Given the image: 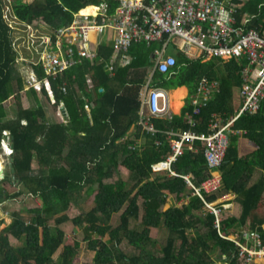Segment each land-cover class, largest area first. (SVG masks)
Here are the masks:
<instances>
[{
    "label": "trees",
    "instance_id": "16d2710c",
    "mask_svg": "<svg viewBox=\"0 0 264 264\" xmlns=\"http://www.w3.org/2000/svg\"><path fill=\"white\" fill-rule=\"evenodd\" d=\"M102 2L109 4L110 13L118 3L116 0H12L11 6L19 20L27 23L37 20L55 38L56 31L71 23L76 12ZM228 3L235 5L238 23L249 17L251 26L264 24V0ZM6 4L0 0V150L2 139L9 136L13 152L6 176L0 180V203L9 198L21 199L25 194L41 202L28 209L29 219L16 209L11 213V221L0 228V264H74L82 250L93 257V264H211L214 260L210 251L216 247L227 257L232 258L234 252L233 264H238L237 259L243 264L234 241L219 235L214 215H198L193 211L203 209L204 201L193 193V187L183 175L187 174L195 184L208 176L202 141L196 140V149L186 148L178 156L173 163L177 174L156 173L152 164L164 159L170 149L166 130L208 132L214 112L225 117L233 114V94L242 85L245 60L219 57L202 60L178 51L175 66L167 72L155 70L151 86L173 88L185 84L190 93L203 76L220 81L219 90L208 104L194 114V125L187 117V111L192 109L188 101L180 114L152 118L159 129L156 134L139 123V111L141 89L153 66L152 55L158 42L132 43L131 62L117 67L114 73L105 67L113 49L109 44L100 46L96 59L83 58L55 78H45L41 64L28 61L42 79L41 91L46 97L51 100L45 85L49 81L55 104L64 103L67 121L51 120L39 96L37 106L22 105L18 91L24 88L25 78L22 74L15 75L18 52L4 16ZM14 77L17 87L13 85ZM12 94L16 96V113L5 118L4 101ZM132 126L137 144L128 138ZM233 128L239 132L229 133V146L220 166L221 190H235L243 211L238 218L223 219L222 228L228 229L237 221L244 223L250 217L252 228L264 241L263 219L256 212L264 188V101L259 110L241 115ZM156 139L161 143L156 144ZM255 168L262 171L252 180ZM124 172L130 175L129 179L122 177ZM115 173L116 180H105ZM4 181L14 185L12 192ZM88 184L87 193L94 194V204L90 209L80 207L78 213L71 214L73 204ZM169 194L177 198L188 195L189 202L163 209ZM206 196L213 199L211 194ZM125 205L120 224L113 227V214ZM131 217H141L142 230L129 227ZM3 221L0 218V224ZM68 221L73 222L75 231H83L82 240L75 232L66 235L63 224ZM201 225L205 230L196 233ZM152 227L167 234L165 245H161L162 254L158 256L149 246ZM10 235L20 244L12 243ZM123 239L139 248L140 253L121 249ZM85 241L87 247L83 249Z\"/></svg>",
    "mask_w": 264,
    "mask_h": 264
},
{
    "label": "built area",
    "instance_id": "2783aa9c",
    "mask_svg": "<svg viewBox=\"0 0 264 264\" xmlns=\"http://www.w3.org/2000/svg\"><path fill=\"white\" fill-rule=\"evenodd\" d=\"M116 1L118 3L112 13L108 11L107 2L94 5V12L82 13L79 10L71 23L56 31L55 38L48 30H44L40 23H34L37 20L28 23L19 20L12 6L6 5L8 14L4 13V16L11 27L18 59L40 63L45 78H55L83 58L96 59L100 46L105 44L104 32L112 29L113 55L105 64L112 73L117 67L131 62L132 55L129 50L132 43L142 40L158 42L159 45L154 49L153 68L141 91L139 111V123L152 134L159 131L152 118L166 115L171 107L169 90L161 86H151L155 70L167 72L177 63L176 54L166 53L168 44L189 57H200L202 60L211 57L225 60L244 59L241 69V103L235 112L228 117L214 112L208 132L199 133L192 129L166 130L170 149L164 159L152 164V169L156 173L167 171L177 174L173 163L186 148L196 149L195 141L201 140L209 174L200 184H195L187 174L183 177L193 187V193L204 201V214L214 215V226L219 235L234 241L236 253L243 264H251L257 256H264V241L260 233L254 235L252 244L227 234L222 228V221L225 219L228 203L208 199L206 195L221 190L223 182L220 166L229 146V133L239 132L233 128L234 122L245 113L259 110L264 101V24L251 26L249 17L238 23L235 16L237 9L234 4L228 3L230 0ZM27 34L28 37L24 38L23 35ZM27 78L31 87L39 91L42 89L43 81L39 79L32 65L28 69ZM45 85L53 97L50 82L46 81ZM219 88L220 81L216 78L203 76L198 80L190 97L192 112L187 111L192 125L196 123L194 114L201 112ZM62 89L65 90V86H62ZM7 138L8 136L2 139L0 150V159L5 163H8L6 161L13 152V145ZM160 143L161 140L156 139V144ZM3 176L4 174H1L0 178ZM262 226L264 228V223Z\"/></svg>",
    "mask_w": 264,
    "mask_h": 264
},
{
    "label": "rangeland",
    "instance_id": "374dc122",
    "mask_svg": "<svg viewBox=\"0 0 264 264\" xmlns=\"http://www.w3.org/2000/svg\"><path fill=\"white\" fill-rule=\"evenodd\" d=\"M4 1H5V3H7L6 5L11 6L12 0H4ZM6 9H7V7H6ZM6 9L4 8V13L8 14ZM34 23H39V22L36 21ZM30 35H31V33H30ZM23 37L27 38L28 34L26 36L23 35ZM177 52L178 51L175 49V47L168 44V46L166 48L167 54H169V53L177 54ZM29 67H31V64H29V62L27 60H23L20 58L17 60L15 75H17V74L21 75L22 74L23 75L22 77L25 78L24 79V81H25L24 82L25 83L24 88L21 89L20 91H18L20 98H21L22 105L24 107L37 106V97L39 96V97H41V100L43 101V104L45 105L46 110L49 112L50 119L56 120L57 116L55 114L58 110V106L55 104V102L52 99L49 100L41 90L38 91L39 92L38 93L37 89H34V90H36V92H35L33 90V88L30 87V83H29L28 78H27ZM15 77L13 79V85L15 87H17V78H15ZM237 93H238V91L236 90V95H237ZM4 105H5L7 112H8V114L5 118H10V117L14 116V114L16 113V109H17V101H16L15 94H12L7 99H5ZM58 117H60V116H58ZM5 137H7V136H5ZM9 160H11V159H9ZM6 162H8V159ZM0 166H1V164H0ZM122 177H124L125 179H129L130 175L129 174H123ZM117 178H118V174L115 173L113 175V177H111L107 181L111 182V181L116 180ZM3 184L11 192L14 190V185H11L9 182L4 181ZM84 189L86 191V188H84ZM82 193L83 194L80 196V199L77 201V203L73 204L72 209L70 211L71 214L72 213L73 214L78 213L80 207L82 209H90L92 207V205L94 204V202H93L94 201V194L93 193L90 195H88V193H86V192H82ZM40 202H41L40 199H38L37 197H35L31 194H25L24 196L21 197V199L18 200V203H15L14 201L13 202L9 201V202L2 203V204L0 203V210H2L1 216L4 220H6L5 222L3 221L0 224V228L4 227L6 224H8L10 222V218L12 219L11 213L15 209H19L21 215L25 219H29L31 217V215L28 212V209L31 207L38 206L40 204ZM125 207H126V205L123 206V208L120 211L113 214V217L111 219V224L113 225V227H116L117 225L120 224V215L123 212V210L125 209ZM5 210H9L11 212L7 213ZM143 226L144 225L141 222V217H131L130 218V220H129V227L130 228L136 229V230H142ZM73 227H74V224L72 221H68V222H65L63 224V228L65 229L67 236L69 234H73V232H75L76 236L82 240L84 237L83 231L82 230L75 231L73 229ZM204 230H205V227L199 226L198 231L196 233H198L199 231H204ZM150 236L152 238L151 242L149 243L151 250L155 251L157 256L161 255L162 254L161 245H165L167 234L163 233L162 231L161 232L159 231V233H158L157 228L152 227L150 230ZM10 237H11L10 240L12 243H14L15 245L20 244V241L17 240L16 237H13L12 235ZM120 246H121V249H124L126 253H140L139 248H136L134 245L129 244L128 241L125 239L122 240ZM86 247H87V242L85 241L83 249H85ZM216 249H217V247H216ZM211 252L214 256L215 251H210V253ZM58 253H59V250H57L56 253L54 254L55 257L58 255ZM74 264H93V257L91 255L85 254L84 250H82L81 255L79 256V258H77L75 260Z\"/></svg>",
    "mask_w": 264,
    "mask_h": 264
},
{
    "label": "crops",
    "instance_id": "0c3cea01",
    "mask_svg": "<svg viewBox=\"0 0 264 264\" xmlns=\"http://www.w3.org/2000/svg\"><path fill=\"white\" fill-rule=\"evenodd\" d=\"M89 7H94V5L93 4L88 5L87 7L82 8L81 11L83 13H88V12L84 11V9L89 8ZM90 9H94V8H90ZM113 34H114V31L112 29H107L104 32L103 42L105 44H109L112 46ZM112 55H113V49H112V53H111L109 59L112 58ZM153 55H154V52H153ZM153 55H152V57H153ZM153 65H154V63H153ZM152 68H153V66L150 68V70L148 72L147 79H148V76H149ZM147 79H146V81H147ZM145 84H146V82H145ZM142 89H141V91H142ZM167 89L169 90L170 99H171V107H170V110L167 114H169V115L180 114L182 112L183 108L185 107V105L188 103V101L190 102V97H191V94L193 92L190 93L189 87L185 84L179 85V86H176L173 88H167ZM236 90L238 91L237 95H236ZM35 92H36V90H35ZM37 92H38V90H37ZM233 102H234V108H233L234 109L233 113H234L235 110L237 109V107L239 106V104L241 103L240 87H239V89L234 90ZM62 105L64 106V103L60 102V104L58 105V110H57L56 114L55 113L54 114L57 116L56 120H62V121L66 122L67 116H66V112L64 110L65 107H64V109H62V107H61ZM87 108L89 109V106H87ZM46 112H47V115L49 116V112L47 110H46ZM7 114H8V112H7ZM58 116H60L62 119ZM128 138L134 140L136 142V144L138 143V140L136 139V136L134 133V126L131 127L130 133L128 134ZM7 139L11 142V139L9 138V136ZM9 159H11V157L8 158V163H5L3 160L0 159V162H1L0 164H1L2 168L5 169L6 173L8 171L9 163L11 161ZM261 171L262 170H260L259 168H255V170L253 171V174H252L253 175L252 180L257 179L259 177ZM123 174H128V173L124 172L121 175H123ZM110 178L111 177H108L105 180L107 181ZM88 186H89V184L85 185L84 188H86V191H85V189H83V192L87 193ZM211 196H213V200H215V201L222 202V203H228L227 208L225 209V219L230 218V217L238 218L242 214L243 204L241 202L240 195L235 190H233V189L224 190V191L219 190L218 192L211 194ZM189 198L190 197L188 195L182 196L181 198H177L175 194H169L167 196V200H166L165 204L163 205V209H167L168 207L174 206V205L181 206L183 204H187L189 202ZM14 199H12V198H9L8 200L6 199L3 202H1V204L9 202V201H12V202L14 201L15 203H18L19 198H14ZM259 203H260V207L257 208L256 212H259V217L263 219V223H264V188L262 190V198L260 199ZM5 211L7 213L11 212L9 210H5ZM193 211L195 213H198V215H204L203 209L197 210L196 208H194ZM1 212H2V210H0V217H2ZM10 221H11V218H10ZM201 227H204V226L201 225ZM155 228H157V227H155ZM157 231H158V233H159V231L161 232V230L159 228H157ZM224 231L227 234H229L230 236L236 237V238L240 239L241 241L249 243V244L253 243V240L255 239L254 235L258 232L256 229L252 228L250 217L248 219H246V221L244 223H240L239 221L233 223L228 229H225ZM162 232L164 233V231H162ZM12 236L15 237L14 235H12ZM212 251H215V255H214L215 257L212 255L214 261L211 264H233V257L235 255L234 252L232 253V258H231V257H227L226 254H222L218 248L217 249L215 248ZM236 262L238 264L240 263V261L238 259L236 260ZM251 264H264V256H257Z\"/></svg>",
    "mask_w": 264,
    "mask_h": 264
},
{
    "label": "clouds",
    "instance_id": "9594fccd",
    "mask_svg": "<svg viewBox=\"0 0 264 264\" xmlns=\"http://www.w3.org/2000/svg\"><path fill=\"white\" fill-rule=\"evenodd\" d=\"M34 88V87H33ZM39 91V90H38ZM54 95V94H53ZM50 96H51V99L53 100L54 99V102H55V97L53 96L52 97V95L50 94ZM1 150H2V145H1ZM11 156V155H10ZM2 167H0V169H1ZM2 169H4V168H2ZM0 173H2V174H4V176L2 177V178H0V180L1 179H3L5 176H6V172H5V169H4V171H0ZM0 218H2V217H0ZM5 221V220H4Z\"/></svg>",
    "mask_w": 264,
    "mask_h": 264
},
{
    "label": "bare ground",
    "instance_id": "6f19581e",
    "mask_svg": "<svg viewBox=\"0 0 264 264\" xmlns=\"http://www.w3.org/2000/svg\"><path fill=\"white\" fill-rule=\"evenodd\" d=\"M95 9H90V8H85L84 11L90 13V12H94ZM83 13V12H82Z\"/></svg>",
    "mask_w": 264,
    "mask_h": 264
},
{
    "label": "water",
    "instance_id": "95a60500",
    "mask_svg": "<svg viewBox=\"0 0 264 264\" xmlns=\"http://www.w3.org/2000/svg\"><path fill=\"white\" fill-rule=\"evenodd\" d=\"M61 107H62V109H64V106H63V105H62ZM64 110H65V109H64ZM0 171H4V169L1 168Z\"/></svg>",
    "mask_w": 264,
    "mask_h": 264
}]
</instances>
